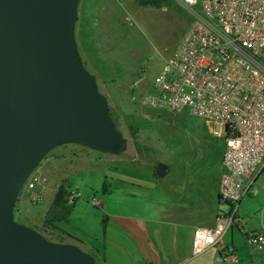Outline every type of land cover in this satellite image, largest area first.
<instances>
[{
    "label": "rangeland",
    "instance_id": "374dc122",
    "mask_svg": "<svg viewBox=\"0 0 264 264\" xmlns=\"http://www.w3.org/2000/svg\"><path fill=\"white\" fill-rule=\"evenodd\" d=\"M189 24V15L173 0L157 7L141 6L135 0H80L75 25L77 48L81 58L89 59L86 70L93 76L98 74V89L108 100L125 146L117 153L78 143H64L51 149L36 168L48 179L43 200L33 203L21 191L14 206L16 222L30 225L47 240L57 243L63 238L64 233L59 230L62 226L82 242L78 246L83 251L90 253L92 244L86 238L101 236L103 218L141 209L136 198H127L128 203L122 207V190L127 188L123 182L130 183L131 192L136 188L132 183L149 186L146 179L153 176L158 161L169 167L159 185L172 189L186 179L189 192L193 184L194 198L199 200L196 193L201 190L200 196L206 200L194 219L210 223L209 210L218 204L211 193L220 177L218 163L213 160L216 138L211 135L210 125L188 112L176 114L143 103L145 97L157 96L154 78ZM128 123L136 124V139L131 138ZM62 176L79 193L66 225L57 221L61 211L50 207ZM263 182L264 172L256 181L259 192L247 194L241 201L239 215L246 224L245 231L240 233L233 228L222 236L220 245L232 243L238 256V262L227 264H246L245 257L257 259L252 257L256 251L245 242L244 233L264 230ZM159 197L163 202V194ZM45 220L58 229L45 224Z\"/></svg>",
    "mask_w": 264,
    "mask_h": 264
},
{
    "label": "water",
    "instance_id": "95a60500",
    "mask_svg": "<svg viewBox=\"0 0 264 264\" xmlns=\"http://www.w3.org/2000/svg\"><path fill=\"white\" fill-rule=\"evenodd\" d=\"M80 0H0V264H96L14 220L45 155L64 143L117 153L125 139L75 40ZM167 166L156 164L162 178Z\"/></svg>",
    "mask_w": 264,
    "mask_h": 264
},
{
    "label": "built area",
    "instance_id": "2783aa9c",
    "mask_svg": "<svg viewBox=\"0 0 264 264\" xmlns=\"http://www.w3.org/2000/svg\"><path fill=\"white\" fill-rule=\"evenodd\" d=\"M173 1L189 15L190 24L154 78L157 96L145 97L143 103L201 118L211 135L223 140L218 196L227 208L221 204L212 228L194 231L191 254L196 257L221 246L229 230L245 231L241 201L259 192L256 181L264 172V0ZM47 182L35 169L22 191L40 203ZM68 193L72 204L79 193ZM244 238L256 251L252 257L264 264V230L247 231ZM218 260L238 262L232 243L221 246Z\"/></svg>",
    "mask_w": 264,
    "mask_h": 264
},
{
    "label": "crops",
    "instance_id": "0c3cea01",
    "mask_svg": "<svg viewBox=\"0 0 264 264\" xmlns=\"http://www.w3.org/2000/svg\"><path fill=\"white\" fill-rule=\"evenodd\" d=\"M81 59L84 65H87L89 59L87 57ZM97 76L98 74L94 75L96 81ZM213 147V160L218 163L220 176L223 140L216 138ZM157 162L154 165L153 176L146 179L150 181V184H147L149 186L132 183V186L136 188L131 192L128 189L130 183L123 182L127 188L122 190V196H124L122 207L128 203L127 198H136L141 209L136 213L124 210L125 213H113L107 216L104 235L101 228V236L93 239L86 238L88 242L96 241L95 247L103 252V258L93 246H89V254L94 257L96 264H221L218 260L221 246L209 248L196 257H192L191 254L194 231L197 228H212L215 225L216 214L222 204L218 197V185L211 193L212 198H216L218 203L215 208L211 207L209 210L211 221L200 223L194 218L199 214L197 209L202 210L200 205L206 201L200 196L201 190L196 193L199 198L197 201L192 195L193 184L190 185L192 190L188 192V183H184L186 179L172 189L163 188L159 185V181L169 173V167L167 166V173L159 178L155 175ZM62 177L67 180L68 189L72 190L69 179L66 176ZM159 194H163L161 199L163 202H160ZM172 195H175V198L171 197ZM64 224L66 225V222ZM59 228L64 233L61 243L71 240V243L79 245L78 238H76L78 241L72 237L68 238L67 233L69 235L72 233L62 226ZM244 260L246 264H260L258 259L253 261L251 257H245Z\"/></svg>",
    "mask_w": 264,
    "mask_h": 264
},
{
    "label": "trees",
    "instance_id": "16d2710c",
    "mask_svg": "<svg viewBox=\"0 0 264 264\" xmlns=\"http://www.w3.org/2000/svg\"><path fill=\"white\" fill-rule=\"evenodd\" d=\"M139 5L141 6H161L162 4H169V0H135ZM84 64V63H83ZM85 66V65H84ZM110 112V110H109ZM111 115V113H110ZM112 118V116H111ZM113 120V119H112ZM128 129H129V134L131 136V138L136 139L137 138V131L138 128L136 126L135 123H128ZM69 195L68 193V187H67V180L65 178H63L61 180V183L59 184L58 188L56 189L52 201H51V209H59L61 211L60 216L57 217V221H62V222H68V214L71 212V208H72V204H68L67 203V196ZM219 197V196H218ZM14 220H15V212H14ZM105 220L103 218L102 220V233L104 234L105 232ZM17 221V220H16ZM45 224H50L53 228L58 229L57 226L53 225V222L50 221H44ZM29 228L33 229L30 225H27ZM60 230V228H59ZM68 236L72 237V235L68 234ZM74 238V237H72ZM77 240V239H75ZM78 241V240H77ZM81 242V241H79ZM82 243V242H81ZM90 243L92 244V246L95 247L96 241L92 240L90 241ZM96 251L100 252L102 254V258H103V252L101 250H98L97 247ZM151 264V263H148Z\"/></svg>",
    "mask_w": 264,
    "mask_h": 264
}]
</instances>
